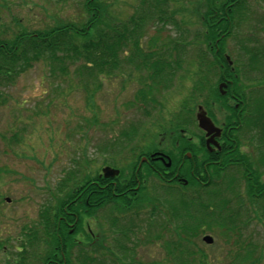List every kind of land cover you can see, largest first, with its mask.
Instances as JSON below:
<instances>
[{"label": "rangeland", "instance_id": "obj_1", "mask_svg": "<svg viewBox=\"0 0 264 264\" xmlns=\"http://www.w3.org/2000/svg\"><path fill=\"white\" fill-rule=\"evenodd\" d=\"M103 1L109 13L104 20L108 22L110 17L111 20L120 21L118 23H125L137 9L141 8L145 12L149 0ZM194 1L176 0L168 9L165 8L168 18L164 20L166 23L147 24L146 34L140 39L142 49L147 50L151 45L149 43H164L169 38L179 40L187 53H175L174 62L180 60L181 68H185L184 65L193 58L197 48L190 44V38L180 41V31L183 29L186 33L190 29L194 32L200 28L198 22L194 23L195 15L191 12L195 9ZM82 2L0 0V30L5 29L7 35L4 37L10 35V38L20 28L41 30L69 21L80 25L86 18ZM247 4L251 19L259 22L251 26L249 33L244 27L234 29L233 37L224 42L226 53L239 63H245L250 58V53L239 50L241 46H247L245 49L249 52L250 48L257 46L264 49V0H247ZM171 13L175 14L172 20L179 24L180 29L170 22ZM187 19L191 21L189 24ZM246 34L254 37L251 40L253 43L243 40ZM67 66V75L57 72L54 78H50L48 67L43 62L35 63L16 77L12 84L0 89V256L20 253L22 227L39 228L38 213L47 204L51 203L55 207L62 201L52 197L59 196L57 193L61 181L69 177L72 183L76 181L78 185V181L83 180L82 175L68 174L76 168L75 161L80 162L83 157L93 161L89 167L85 163L83 165L86 172L89 169V173L93 174L101 169L104 159H125V150L129 152L133 144L142 141H137L134 135L123 140L119 136L121 132L133 134L142 130L148 133L158 126L179 125L183 122L180 110L183 99L190 92L191 82L180 80L177 75L168 88L162 85L153 89V101L145 105L135 98L145 81L140 84L141 75L131 68L128 69L133 74L125 68V72L116 71L114 76L99 77L97 83L89 85L85 93L74 73L76 65L69 62ZM182 74L184 72L178 71V76ZM252 75L255 74L252 72ZM242 79V82H247ZM250 79V82H264L260 77L253 76ZM148 82L152 81H147V85ZM144 109L149 112L147 116ZM87 122L93 123L87 127ZM104 151L113 152L112 156L109 153L105 155ZM122 164L123 167L126 165L125 162ZM164 191L162 188L156 189L154 193L157 199L169 197ZM225 197L232 200V206L239 201L227 195ZM6 198H9V203L5 202ZM246 211H250L249 207ZM242 226L240 224V228ZM240 232L242 240H251L260 246L263 244L261 264H264V226L253 219ZM206 234L213 239L211 245L203 243L200 236L194 243L207 256L208 264L227 263L225 257L233 247L224 243L218 231ZM134 249V257L138 256L137 260L141 264H172L169 259H165L162 240H154L152 245Z\"/></svg>", "mask_w": 264, "mask_h": 264}, {"label": "trees", "instance_id": "obj_2", "mask_svg": "<svg viewBox=\"0 0 264 264\" xmlns=\"http://www.w3.org/2000/svg\"><path fill=\"white\" fill-rule=\"evenodd\" d=\"M175 1L149 0L146 2L147 10L145 12L139 8L129 17L128 21L118 23L120 21L111 20L110 17L108 22L104 20L108 10L105 8L106 4L103 0H83L81 5L86 18L80 25H74L69 21L56 23L53 27L41 30L29 31L20 28L10 38H8L10 35L4 37L7 34L4 32L5 29L1 28L0 89L2 86L12 84L16 77L35 63L43 62L49 69V77L54 78V73L57 72L67 75V65L72 62L76 65L74 73L78 83L82 85L80 88L84 89L85 93L88 92L89 85L97 83L99 77L114 76L116 71L125 72V68L129 73L134 70L135 73L141 75L140 84L145 81L135 98L145 105L153 101V93L151 94L153 89L162 85L163 88H168L177 75L178 79L191 82L190 92L182 101V107L189 109L197 102L195 96L198 82H221L224 79H228L230 82H242V78L250 82V78L253 76L264 80V49L259 48L260 46L250 48V52L245 49L247 46L238 47L239 50L250 53V58L248 57L245 63L233 62V72L230 71L231 68L223 58L226 53L224 42L229 37H233V30L244 27L249 33L251 26L253 27L259 22L258 20L254 21V18L251 19L247 0L194 1L195 9H192L191 12H194L195 15L196 22L194 21V23L198 22L200 28L194 32L190 29H187L186 33L183 32V29L180 31L182 37L180 41L184 39L188 41L190 38V44L197 48L193 58L189 59V62L187 61L188 67L184 65L185 68L182 69L180 60L178 63L174 62L175 56L173 55L175 53L181 52L184 55L187 53V49L184 50V44H180L179 40L169 38L164 43H149L151 45L147 50L142 49L140 39L146 34L147 24L166 23L164 20H168V18L165 16V8L168 9ZM107 15L109 16V13ZM173 15L175 14L169 15L170 22L179 28V24L172 20ZM186 21L187 24L191 22L188 19ZM253 39L254 37L251 35L243 37V40L249 43H253L254 41H251ZM240 43L245 42L240 41ZM178 71H182L184 74L178 76ZM252 72L255 75H252ZM255 72H258L259 75ZM147 81L152 82H148L147 85ZM148 114L149 112L146 111L145 115ZM92 123L87 122L85 126L90 127ZM174 125L179 126L178 124ZM144 134L146 133L142 130L133 134L126 131L121 132L119 136L125 140L134 135L138 141L143 138ZM97 149L99 150V148ZM75 163V172L71 171L72 173L68 174L82 175L83 180L78 181L81 185L95 181L97 183L98 171L91 174L89 169L86 172L83 166L85 163L89 167L93 161L83 157L80 162L75 161ZM59 185L57 193L59 196L56 198L53 195L52 197L62 200L59 204L71 200L74 194L73 190L77 185L76 181L72 183L67 177ZM164 190V193L167 192L166 195L169 197L164 198L163 203H160L157 198L155 199V207L160 205L167 211L165 210V214H161L160 221H155L154 240H162L166 261L169 259L172 264H208L207 256L198 250L194 241L201 234L218 231L224 243L235 249V252L233 249L228 251L229 255L225 257L228 262L225 264H261L263 244L260 246L253 244L251 240H242L240 231L242 228H246L253 219L264 226V199L249 197L250 211H246L248 208L243 207L241 199L235 206H232L230 198L218 193L214 194L212 203L211 199L202 204V208L206 209L202 211L201 215H198L195 212L194 200L193 202L188 199L184 200L181 193L173 191L169 186H166ZM91 192L89 197L91 203H98L100 199L97 188L92 189ZM45 207L39 212V222L43 228L42 231H44L41 232L51 237V232H47L51 227L53 206L49 203ZM240 224L243 225L241 228ZM22 229L24 230L21 233L22 237H24L26 229L29 231L30 234L27 238L30 242L28 246L20 244L19 247L23 249V252L17 254L37 253L35 252L37 249L35 240L39 238L38 234L41 229L36 227L28 229L25 226ZM135 247L136 245L119 249L121 253H126L125 249H127L130 254V249ZM112 254L114 253L111 252ZM91 264L96 263L91 262ZM113 264H135V262L133 259H127L117 260Z\"/></svg>", "mask_w": 264, "mask_h": 264}, {"label": "flooded vegetation", "instance_id": "obj_3", "mask_svg": "<svg viewBox=\"0 0 264 264\" xmlns=\"http://www.w3.org/2000/svg\"><path fill=\"white\" fill-rule=\"evenodd\" d=\"M196 93L191 108L181 105L182 124L146 132L125 150V159L103 160L97 183L76 185L71 200L53 206L51 237L42 233L38 219L37 253L0 256V264H113L127 259L137 264L135 249L129 255L119 248L154 244L155 221L167 211L155 207L154 192L166 186L184 200H194L198 215L206 209L202 204L212 203L218 193L243 200L244 208L251 196L264 199V82H198ZM200 113L212 125L209 133L198 127ZM105 167L118 174L105 177ZM94 188L100 201L92 204ZM25 233L20 243L28 246Z\"/></svg>", "mask_w": 264, "mask_h": 264}, {"label": "water", "instance_id": "obj_4", "mask_svg": "<svg viewBox=\"0 0 264 264\" xmlns=\"http://www.w3.org/2000/svg\"><path fill=\"white\" fill-rule=\"evenodd\" d=\"M225 60H226L227 64L229 66H231V71H233L232 61L230 60V58L228 56H225ZM196 121L198 123V127L199 128H201L202 130L206 131L207 133L210 132V129H211L212 125H211L209 119L206 118L204 114H201V113L197 114L196 115ZM102 174L105 177H114V176H116L118 174V171L106 167V168L102 169ZM6 201L8 202L9 200L7 199ZM202 240L207 245L212 244V238L210 236H204Z\"/></svg>", "mask_w": 264, "mask_h": 264}]
</instances>
